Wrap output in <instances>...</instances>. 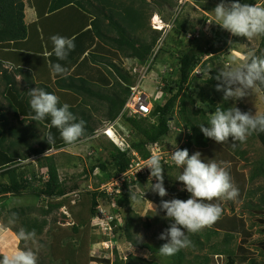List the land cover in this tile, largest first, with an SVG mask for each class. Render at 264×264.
<instances>
[{
	"label": "trees",
	"instance_id": "obj_1",
	"mask_svg": "<svg viewBox=\"0 0 264 264\" xmlns=\"http://www.w3.org/2000/svg\"><path fill=\"white\" fill-rule=\"evenodd\" d=\"M155 2L159 6H163L164 4L173 6L175 4L173 0H156ZM240 2L257 5L259 0H240ZM134 3L138 7H134ZM216 3H220V0H216ZM216 3L213 8L217 5ZM145 4V0H49L47 13L50 14L69 6L80 8L85 13L94 17L90 25L93 34L99 41L109 46L110 49L122 53L126 58L135 59L141 65H145L153 54L157 44V34L160 33L151 31L152 34L149 39L145 38L147 33L145 29L150 25V20L144 8ZM23 11L24 4L22 0H0V45L26 39L27 29L23 20ZM102 24H104L106 33L102 30ZM110 30H113L116 35H108V32L111 33ZM185 31L183 25H176V35ZM211 32L215 43L220 44L219 48H224L228 41L227 35L229 31L224 30V32L219 33L217 29H212ZM130 33H133V35ZM260 37L262 38V48H264V36ZM218 50L214 43H211L205 50H202L199 46H193L188 48V50L181 51L177 58V79L165 78V76L162 78L164 83L162 90L166 96L169 95L164 102L157 103V101H153L155 103L152 105L150 114L145 117H127L125 113L120 116L123 124L128 127V130L125 132L128 143L125 141V144L127 143L129 147L124 149L118 148L112 143L109 144V158L101 160L97 157L95 159L97 164L90 167V172L97 171L98 169V180L107 182L112 177L126 171L132 158L131 151H136L144 159L147 158L149 156V145L160 142L162 138L168 135L172 118L175 121L178 120L180 124L190 131L186 135V141L182 142L177 148L187 149L189 155L199 151L201 159L204 161L215 160L217 162H224V159L228 156V152H225L222 148L218 151L216 149L217 143L205 137L201 132L199 124L203 123L207 126L209 117L206 116L204 109H194L195 103L191 96L192 92H188L190 85L195 82L196 87L200 88L199 101L202 104H207L210 108L209 111L217 107H230L228 100L225 101L223 99V91L216 88V85L220 83V81L215 79L218 71L213 68L209 69L207 66V63L213 62L218 58L216 56ZM259 52V50H256L253 53L257 56H263ZM91 56L98 59L103 58V65L107 61L105 57L97 54H91ZM204 56L209 57L203 60ZM95 62L98 63L94 60L93 63ZM108 65L116 72L115 83L104 92L86 87L84 84H89L83 78L74 79L72 76H67L61 79L64 81L66 78H69L72 81H78V83L74 84L71 82L68 88L79 90L82 94L88 95V97L98 99V102L105 105L104 119L113 121L118 119V115L128 98L129 89L134 84L130 79L131 75L129 77L127 73L122 72L113 63L109 62ZM197 66L202 74H209V77L203 80V86H197L201 80V73L199 75L194 74ZM207 69L209 70L207 71ZM17 71L21 72L22 69L19 68ZM0 77L3 80L4 87L8 90V96L5 99L11 105V100L14 102L19 98V93L15 88V77L3 71ZM171 80L175 82L174 88L170 84ZM259 85L264 87V84ZM216 102L219 103L216 104ZM16 104L20 107V112L23 111L21 113H24V110L28 109L27 113L33 114L26 98H21V101L16 102ZM70 110L76 115L77 120L82 119L85 122L86 131L84 136L91 135L95 129V126L91 123V120L94 119L87 114L85 109L80 110L79 107H72ZM16 117L18 118L17 114ZM19 122H22V120ZM95 124H97L96 121ZM0 126L3 127V131L0 134V217L6 213L10 220L19 221L22 230L35 233L34 236H37L42 234L44 227L48 224V215L60 208H64L66 211L69 210V217H72L70 224L58 225L55 223L53 225L54 228L50 232L52 241L48 248L51 257L58 261V264H90L93 261L94 256L90 255L89 250L90 242H92L91 235L89 234V223L92 219H97L104 215H101L98 209L100 199L108 202L110 206L109 210L112 212L109 220H106L110 232L112 234L120 233L134 247L145 249L152 255V258L148 260L132 254L122 258L113 249L112 257L103 260L105 264H209L210 255H223L229 260V263L241 264L238 262V258L235 261V252L229 247H231L233 240L238 235L249 236V233L246 232L242 216L234 211V207L230 202L231 199L225 200L223 204L221 203L222 199H226L223 197L214 198L210 201L211 203L220 205L221 209H223L222 206L230 207V212L222 210L221 216L212 223V226L210 225L207 228L205 233L199 234L196 232L189 234L188 237L191 245L188 248H183L172 256H162L159 253V248L165 242L161 241L158 244H151L139 240L137 238L139 229L136 225V221L139 219L138 216L130 211H127L125 214L122 211V209H126L131 200H135L133 199L134 196H138L141 191L148 189L146 186L151 183L150 180L140 173L136 174L135 177L126 178L121 185V191L112 196L106 195L100 188L96 191L91 189V191L82 190V192H77L76 190H79L80 187L77 182L69 185V182L66 181L67 178L60 179L58 165L53 157L55 153L45 154L52 150L47 139L39 143L37 142L38 136L36 134H30L26 130H21L18 126L12 125L1 105ZM48 134L52 137L55 135L56 137L51 142L53 143V149H60L71 145L63 141L59 130L54 127H50ZM249 137L257 138L264 147V131L253 132ZM33 142L37 143L33 144ZM243 154L244 151L239 152L236 150L232 154V157L236 155L243 157ZM220 155L221 158L219 159ZM32 159H34L39 167L40 174L34 173L32 169H28L29 166H32V162H34L31 161ZM162 165L164 167L162 173L164 177L163 184L167 190L166 196L181 200L189 198L191 194L183 190V188L182 190H176L177 188L171 184L172 179L169 178L170 176H167V173L173 169L181 172L182 168H178L172 160L167 163L162 162ZM228 171L233 183L239 189V195L236 197L239 201L245 198V196H253L254 191L245 188L246 182L252 181L260 175L264 176V161L262 159L258 164L253 166L248 178L243 173H238L231 166L228 168ZM3 178L5 180H2ZM26 195H31L32 197V200L28 204H25L26 206L14 205L18 202L22 203L21 199ZM41 198L45 201V205L35 206L33 199L40 202ZM158 201L161 202V199ZM12 203L13 205L7 208L8 204ZM248 206H253L255 213L261 216L259 221L264 229V214L261 213L262 211L264 213V192L260 194L256 205L249 204ZM34 212H37L41 218L34 216ZM65 215L63 214V216ZM143 225L145 228L150 227V224L147 222L143 223ZM11 230L18 237L20 230L14 227ZM221 234L219 242L208 243L211 238H218ZM20 241L22 242L23 240ZM244 243L243 239L242 244L244 245ZM257 243L264 251V238ZM205 246L208 248L206 254L198 255L193 252L194 250L201 251ZM238 248L243 255L241 257H246V254H243L246 251L244 246L241 245ZM157 254L165 258L166 261L161 262L154 259L153 257ZM247 264L260 263H257L255 258L250 257V259H247Z\"/></svg>",
	"mask_w": 264,
	"mask_h": 264
},
{
	"label": "rangeland",
	"instance_id": "obj_2",
	"mask_svg": "<svg viewBox=\"0 0 264 264\" xmlns=\"http://www.w3.org/2000/svg\"><path fill=\"white\" fill-rule=\"evenodd\" d=\"M145 1L146 4L144 5V8L146 10L148 19L150 20V25L148 26V28L145 29L144 27L145 31H147V33L145 32V38L149 39L152 34L151 31L160 32L159 34H157V44L153 51V54L155 52V54L157 55L155 56V54H152V61L150 62L149 60L145 65H141L135 59L126 58L122 53L117 51H108L107 55H109L108 60L110 63L115 64L122 72L127 73L128 76H132L129 77L133 84H138L140 87L144 88V91L149 96V100L151 101L152 105L155 103L153 101H157V103H163L166 97L169 96H166L162 90V86L164 84L162 78L163 76H165V78L174 80L177 79V58L179 57L180 52L183 50H188V48L193 46H199L202 48V50H205L209 44L214 43L215 47L219 49L216 53V56L218 58L213 62L207 63V66L209 69L213 68L218 72L224 70L230 65L241 62L249 53H253L256 50H259V54L261 53L264 56V48H262V38L260 36L248 39L242 36L233 35L228 32V41L226 46L224 48H219L220 44L215 43L211 31L212 29H217L218 32L221 33L224 32L225 29L221 28L214 22H208L213 19L212 9L214 4L216 3V0H191L192 3L184 4L180 10L178 9V0H173V2H175L173 6L167 4L159 6L155 2L156 0ZM22 2L24 4L23 0ZM257 5H264V0H259V3ZM133 6L138 7L135 3L133 4ZM177 9L179 10V13H177ZM154 14H156L162 22L161 29L156 28L157 25H155L152 21ZM176 25H183L186 31L176 35ZM102 30L106 33V30H104V28H102ZM110 31L111 33L108 32V35H116L113 30ZM194 33H196L195 38H192L191 34ZM130 34L133 35V33ZM134 34L136 35V33ZM159 48H161L160 51H158ZM208 57L209 56H204L203 60H206ZM103 67H100L99 69V81L102 82V85L105 86L104 88L106 89L104 90H107V88H109V86L113 83L116 72L113 68L108 67V64ZM200 73L201 70L197 66L195 68L194 74L199 75ZM208 77V73H201V80L198 82L197 86H203V80ZM170 84L174 88L175 82L172 81ZM2 88L3 86L0 83V92L2 91ZM189 91L192 92L191 96L194 99V109H204L206 112V116L210 118V116L215 113V109L209 111L210 108L208 107V105L202 104L199 101L200 88L196 87L195 82L190 85L188 92ZM228 102L230 104V107L236 106L241 111H247L252 114L264 112V87L258 84L257 87L252 90V92L249 91V93L244 97L238 98L235 101L229 98ZM218 103L219 102H216V104ZM91 104L96 106L97 103L93 101L91 102ZM0 105L9 121H12V123H14V125L16 126V120L11 119L12 113L7 107V103L4 102L3 99H1V96ZM93 119L94 120H91V123L97 128L96 134L93 135L94 139L82 144L74 143L70 146H65L60 149H52L46 154L49 155L55 153L53 157L56 164L58 165L60 179L67 178L66 181L69 182V185L77 182L80 186L79 190H76L77 192H82V190L91 191V189L96 191L99 190V188H101L103 184H106V181L98 180V169L97 171L94 170L93 173L90 172V167L97 164V161L95 160L97 157H99L101 160L109 158L108 150L110 149V143L114 144L118 148H124L125 141L127 142V136H125V132L128 130V127H126V125H124L122 121H118L116 125L115 121L111 122L109 120H104L103 115L101 116L97 114L94 115ZM95 121L97 122V124H95ZM99 121H102V123H100ZM104 123L105 126H103ZM112 124L118 127L113 129L117 131V136L115 135V138L113 140H108V138H106V136L102 134V131L104 127L110 126ZM26 125H28L27 122L19 125L18 127L22 130L26 127ZM4 129L7 130L6 127H4ZM2 131L3 127L0 126V134L2 133ZM189 132L190 131L186 129L182 124H180L178 120L175 121L172 118L168 135L162 138L159 143L163 146L166 153L170 152L171 150L176 149L182 142L186 141V135H188ZM35 134L38 136L37 142L40 143L46 140L44 131L38 130ZM110 136L112 135H108L107 133V137ZM119 137H122L123 139ZM209 139L213 140L211 138ZM37 142H33V144ZM217 145L218 146L216 149H218V151H220L222 148L225 150V152H228V156L226 157V159H224V162L235 169L238 173H243L247 178L253 166L255 164H258V162L262 159L264 161V147L257 138L248 137L244 142H235L231 139V137H229L227 142L217 143ZM236 150H238L239 152L244 151L243 157H241L240 155L232 157V154ZM220 158L221 155L219 156V159ZM31 161H34V159H32ZM32 163V166H29L28 169H32L34 170V173L37 172L40 174L39 167L37 166L35 161ZM179 174L180 172H178L177 169H173L172 171L167 173V176H170L169 178L172 179V181L170 180L172 182L171 184H173V186L177 188L176 190H182L183 188V185L181 184L182 182H179L175 179V177ZM2 180H5V178H3ZM153 181L154 180H152L150 184H154ZM149 185H147L146 187H149ZM245 188L247 190L254 191L253 196H245V198H242L239 201L237 200V198L231 199L230 202L234 207V211L238 215L240 214L242 216L243 222L245 223L246 232L249 233V236L243 234L238 235L235 240H233L231 247L229 248H231L235 252V261L236 258H238V262L241 264H247V259H250V257L255 258L257 263L264 264V251L257 243L259 240L264 238L263 225L259 221L261 216L255 213V209L253 208V206H248L249 204L256 205L260 194L264 192V176L260 175L252 181L246 182ZM144 191V199L139 201L137 199L131 200L126 209H122V211L124 214L127 211H130L131 213H135L136 216H138L139 219L136 221V225L139 229V232L137 234V238L139 240L151 244H158L161 241L166 242V240L159 239V234L163 230L168 228L172 221L169 218H165L164 210H162L160 206L161 202H159L158 200H171L173 198H162L155 191H153L151 187ZM21 200L22 203L18 202L14 205L26 206L25 204H28V202L32 200V197L31 195H26L25 197H22ZM225 200L227 199H222L221 203L223 204ZM33 202L35 206L45 205V201L43 199L40 202L33 199ZM12 205L13 203L8 204L7 208H10ZM222 208L224 212H230V207L222 206ZM98 209L100 210L101 215L109 214V217L106 219L109 220L110 214L112 212L109 210L110 206L108 202L100 199ZM261 213L264 214L263 211ZM4 214L5 215L0 217V233H2V231L4 230V235L0 237V256L10 254L17 249H30L37 254L38 263L58 264V261L54 260L51 257L48 248L50 242L52 241L50 232L54 228L53 225L55 223L58 225L70 224L72 217H69V210L66 211L64 208H60L52 214L48 215V224L44 227L42 234L31 237L29 239H24L22 242L18 239L16 233L11 230V228L13 227L17 228L20 231L22 230L21 226L19 225V221L10 220L7 217L6 213ZM33 214L37 218H41V216H39L37 212H34ZM63 214L66 215L63 216ZM106 220L103 219L102 216L97 219H92L89 223V234L91 235L92 241L90 242L89 250L90 255L94 256V259L90 264H105L103 260H107L112 257L113 249H115L118 252L119 256H122V258H125L129 254L140 256L147 260L152 258V255L147 250L134 247L131 243L127 242L120 233L112 234L110 232V228L107 227ZM145 222L150 224L149 228L144 227L143 223ZM6 226L11 228H7ZM209 227L210 225L205 226L200 231H198V233H205V231ZM189 234L191 233H188L187 235ZM221 236L222 234L218 238H211L208 243L212 244L217 241L219 242ZM200 239L202 240V238ZM243 239L245 241L244 245L242 244ZM240 244L246 249V251L243 252V254H246V257L244 258L241 257L243 255L238 248L239 246H241ZM193 252L198 255H204L208 252V248L207 246H205L203 250H194ZM153 258L161 262L166 261L165 258L161 257L158 254ZM241 259L243 260L241 261ZM209 264L231 263H229V260L223 255H210Z\"/></svg>",
	"mask_w": 264,
	"mask_h": 264
},
{
	"label": "clouds",
	"instance_id": "obj_3",
	"mask_svg": "<svg viewBox=\"0 0 264 264\" xmlns=\"http://www.w3.org/2000/svg\"><path fill=\"white\" fill-rule=\"evenodd\" d=\"M186 3H192V1ZM212 12L213 19L208 22L218 24L233 35L248 39L264 36V5L241 3L240 0H220ZM74 40V37L51 36L53 48L48 55L54 54L57 60H65L75 48ZM152 58L150 57V62ZM51 69L53 73L61 77L68 74L67 69L60 63L52 64ZM215 79L220 81L216 88L223 91L225 101L229 98L235 101L244 97L249 91L252 92L258 84H264V56L249 53L241 62L219 71ZM29 96V105L34 113L32 120L41 121L46 117H51L50 127L59 130L65 143L71 145L72 143H84L79 139L85 135V122L82 119L77 120L68 103L61 104L60 98L55 93L48 92L42 87L29 90ZM123 113L127 117H145L130 116L121 110L118 119ZM110 126L103 128V135ZM199 126L205 137L211 138L217 143L227 142L229 137L235 142H244L253 132L264 131V112L252 114L241 111L236 106L217 107L215 113L207 120V126L203 123H200ZM94 134H96V130L93 131L92 135ZM114 134L116 135L115 132ZM46 138L49 144L53 141V137L50 135ZM50 148L53 149V147ZM174 150L171 152V160L178 168H182L175 179L182 182L183 190L191 194L186 200L171 199L166 196L167 190L163 184L162 174L164 167L159 154L152 155L141 166L150 169V177H154L156 180L149 187L160 197L171 199L162 200L160 205L164 210L165 218L172 221L169 227L159 234V239L166 240L159 248V253L162 256H172L179 250L189 247L191 241L188 233L200 231L221 216V207L210 201L220 197L235 199L239 195V189L233 183L228 171L230 166L226 162L204 161L201 159L199 151L189 155L187 149L177 148ZM144 198L145 191H141L138 196L133 197L138 201ZM34 235L35 233L21 230L18 232V239H29ZM0 264H38V259L33 250L17 249L10 254L0 256Z\"/></svg>",
	"mask_w": 264,
	"mask_h": 264
},
{
	"label": "crops",
	"instance_id": "obj_4",
	"mask_svg": "<svg viewBox=\"0 0 264 264\" xmlns=\"http://www.w3.org/2000/svg\"><path fill=\"white\" fill-rule=\"evenodd\" d=\"M23 1V20L27 29L26 39L0 45V76L2 71L13 75L15 77V88L19 93V98L14 102L11 100V105H9V101L7 103L5 99L8 96V90L4 87L3 80L0 77V83L3 86L0 96L7 103V107L12 113L11 119L16 120V126L27 122L28 125L23 130H26L30 134H35L36 131L41 130L45 132V138L49 135L51 117H46V119L41 121H34L32 120L34 113H27L28 109L24 110V113H21L23 111L20 112V107L16 104V102L21 101V98H26L29 104V90L35 87H42L46 91L49 90L48 92L55 93L60 98V103H68L70 108L79 107L80 110L85 109L87 114L92 118L95 114L103 115L104 118V104L98 102L96 98L82 94L79 90L69 89L68 85L71 82L74 84L78 83V81H72L69 78L63 81L61 79L63 77L53 73L51 69L52 64L60 63L68 72L64 78L67 76H72L74 79L83 78L88 81L89 85L84 84L86 87L93 88L96 91H105V86L99 81V69L109 64V55L107 53L108 51L114 52V50L104 45L93 34L90 22L94 17L74 6L65 7L49 14L47 13L49 0ZM102 27L104 28V24H102ZM53 35L75 38V48L65 60H57L54 54L48 55V53L52 52L53 44L51 36ZM91 54L103 56L108 62L105 61L106 63L103 65V58H93ZM94 60L98 63H93ZM100 60L103 61L99 62ZM108 67L110 66L108 65ZM19 68L22 69L21 72L17 71ZM114 83L115 81L113 80L109 88ZM93 101L97 103L96 106L91 104ZM20 120L22 122H19ZM118 121L121 122V118L115 121L116 125ZM10 122L12 123V121ZM99 122L102 123V121ZM103 126H105V123ZM114 128L118 127L114 125L112 129ZM95 130H97L96 127ZM114 132L116 133L117 131L114 130ZM54 139H56L55 135L53 136ZM92 139L94 137L91 134L83 136L79 140L88 142ZM52 144L50 143V147H52ZM2 235H4V230L0 233V237Z\"/></svg>",
	"mask_w": 264,
	"mask_h": 264
},
{
	"label": "built area",
	"instance_id": "obj_5",
	"mask_svg": "<svg viewBox=\"0 0 264 264\" xmlns=\"http://www.w3.org/2000/svg\"><path fill=\"white\" fill-rule=\"evenodd\" d=\"M188 1L190 0H178L179 9H181V7ZM195 34L196 33L191 34V37L195 38ZM150 111L151 103L149 101V96L146 94L143 87H140L138 84L132 85L130 87V92L122 112H126L130 116H146L150 113ZM112 125L110 127H112ZM128 147L129 146L126 143L125 148ZM148 150L149 156L145 159L142 158L136 151H131L132 158L130 159L127 170L115 177H112L106 182V184H103L101 186L100 190L104 191L108 196L118 194L121 191V185L126 180V178L135 177L138 173L145 176L148 180H150V182L154 180L153 183H155V178L150 177V169H148L146 166H141L144 165L147 160L155 154H159L161 156V161L167 163L171 160V152H173L174 150L166 153L163 146L159 142H155L149 145ZM103 217L106 220L109 216L107 214H104Z\"/></svg>",
	"mask_w": 264,
	"mask_h": 264
},
{
	"label": "bare ground",
	"instance_id": "obj_6",
	"mask_svg": "<svg viewBox=\"0 0 264 264\" xmlns=\"http://www.w3.org/2000/svg\"><path fill=\"white\" fill-rule=\"evenodd\" d=\"M153 23L155 24V25H157V27L156 28H158V29H161L162 28V22L160 21V19H159V17L156 15V14H154V17H153ZM125 105V104H124ZM123 108H124V106H123ZM123 110V109H122ZM112 127H108L107 128V131H105L104 132V135L106 136V138H108L107 137V133H108V135L110 134V135H112V136H110L108 139H110V140H113L114 138H115V134H114V132L112 131V129H111ZM113 133V134H112ZM121 148V147H120ZM124 148H125V146H124ZM45 154H47V153H45Z\"/></svg>",
	"mask_w": 264,
	"mask_h": 264
}]
</instances>
